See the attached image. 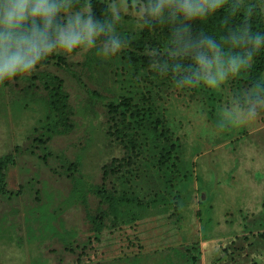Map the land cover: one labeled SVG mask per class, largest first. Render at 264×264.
I'll return each instance as SVG.
<instances>
[{"label":"rangeland","instance_id":"obj_1","mask_svg":"<svg viewBox=\"0 0 264 264\" xmlns=\"http://www.w3.org/2000/svg\"><path fill=\"white\" fill-rule=\"evenodd\" d=\"M102 1L120 7L121 31L133 39L134 0ZM126 59L76 50L0 83V264H264V113L216 127L228 95L248 86L240 77L212 95L173 85L156 96L193 172L179 213H153L135 234L106 225L94 233L90 217L106 206L97 193L74 198V177L101 186L102 166L124 154L106 134V104L148 85ZM58 83L66 114L55 122L48 89Z\"/></svg>","mask_w":264,"mask_h":264},{"label":"clouds","instance_id":"obj_2","mask_svg":"<svg viewBox=\"0 0 264 264\" xmlns=\"http://www.w3.org/2000/svg\"><path fill=\"white\" fill-rule=\"evenodd\" d=\"M136 30L150 31L157 43L149 49L157 78H170L179 89L206 86L223 90L230 80L245 76L264 52V31L251 18L264 8L246 0H142ZM225 13L217 27L206 24ZM240 16L239 22L233 20ZM118 5L97 15L92 5L75 0H0V83L34 72L55 54L94 51L111 58L125 49L132 36L121 31ZM264 113V73L247 87L231 92L217 113L220 130L243 127Z\"/></svg>","mask_w":264,"mask_h":264},{"label":"trees","instance_id":"obj_3","mask_svg":"<svg viewBox=\"0 0 264 264\" xmlns=\"http://www.w3.org/2000/svg\"><path fill=\"white\" fill-rule=\"evenodd\" d=\"M89 3L97 15H101L107 7L102 0H89ZM75 4L79 7L82 0H75ZM224 15L221 10L206 24L195 22L194 27L211 30L218 26L220 18ZM240 18L237 16L233 20L239 22ZM251 23L254 30L264 31V15L253 16ZM156 43L150 31H136L130 44L116 55L122 65L129 63L126 57L133 58L134 68L148 83L145 90L144 86L137 88L132 94H121L106 104V134L119 144L124 152L123 156L112 157L109 163L102 166L104 181L101 186L85 183L79 171L75 176L80 177H74L77 183L73 190L74 198L85 201L87 193H97L106 206V209L100 210L96 216L90 217L94 233L100 232L103 225H106L107 228L116 229L119 233L129 231L135 234L139 222L153 213L168 211H171V214L179 213L184 194L186 197L187 187L193 178L191 164L185 158L184 144L171 124L164 106L156 101L157 95H161L174 85L170 78H157L151 69L149 49ZM51 57L40 65L47 63ZM263 71L264 52L257 56L250 72L239 79H244V83L248 85ZM23 75L25 74L13 79ZM138 85L140 86V83ZM206 88L201 85L191 89L212 95L213 91ZM48 91V112L58 115L53 118L56 122L66 114V103L63 100L65 97L60 91V83ZM208 98L213 104V96ZM105 219L109 221L108 224H104ZM132 237L125 235L127 245L141 244L139 239L133 243L134 235Z\"/></svg>","mask_w":264,"mask_h":264}]
</instances>
